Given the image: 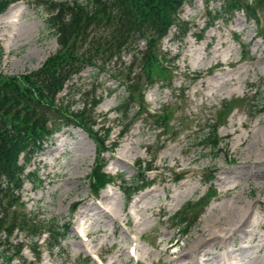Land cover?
Segmentation results:
<instances>
[{"label":"rangeland","instance_id":"374dc122","mask_svg":"<svg viewBox=\"0 0 264 264\" xmlns=\"http://www.w3.org/2000/svg\"><path fill=\"white\" fill-rule=\"evenodd\" d=\"M35 1L15 2L0 15L1 70L6 75L39 70L59 48L46 24L48 13ZM221 5L213 1L208 6L215 11ZM214 15H208L205 0L183 5L180 18L193 22L191 33L178 42L174 28L162 42L169 57L178 56L172 63L173 84L150 87L146 104L152 110L171 105L168 132L141 118L119 139L124 123L115 109L126 89L105 72L95 77L94 69L88 68L60 92L59 100L78 90L75 110L100 99L93 112L95 129L102 139L111 130L106 149L114 142L118 145L98 156L87 131L66 127L28 165L40 180L28 179L21 191L28 210L39 219L70 225L54 250L43 241L35 247L44 251L39 264H100V259L103 264H136V258L139 264H264V110L255 112L253 107L264 105V40L257 22L242 11L229 21L215 20L203 32ZM243 97L240 108L218 131L222 150L201 145L208 125L226 112L223 102ZM98 163L115 177L134 182L136 175L154 180V185L131 199L117 182L95 194L90 175ZM148 165L155 170L145 176L142 171ZM178 174L185 179L177 182ZM211 174L217 192L197 223L182 235L173 216L188 201L197 202L213 189L206 181ZM11 241L14 245L24 241V256L34 264L35 244L27 233L17 232ZM134 245L139 248L133 256ZM18 263L17 258L8 263L0 255V264Z\"/></svg>","mask_w":264,"mask_h":264},{"label":"trees","instance_id":"16d2710c","mask_svg":"<svg viewBox=\"0 0 264 264\" xmlns=\"http://www.w3.org/2000/svg\"><path fill=\"white\" fill-rule=\"evenodd\" d=\"M18 1L28 0H0V15ZM194 1L36 0L35 4L48 13L46 24L57 36L58 50L39 70L23 76H9L1 70L0 48V255L6 262L11 263L17 258L18 264H28L23 255L25 243L14 245L11 241L16 231L26 232L34 240L42 231L48 230L50 248L54 249L61 245L70 228L56 220L39 219L27 210L22 200L25 182L28 179L40 182L35 170L26 171L33 159L45 149V143L63 128L73 126L87 131L95 140L98 156L113 151L118 145L114 142L110 149H106L104 144L111 130H107L102 139L95 129L98 122L93 112L100 99L85 102L81 110L73 109L78 90L71 92L68 98L58 99L74 77L92 68L95 77L105 72L125 87L126 96L115 109L124 123L120 137L144 113L146 120L154 121L155 129L170 130L174 114L171 105L163 104L155 114L148 113L143 91L157 82L170 85L175 59L169 58L168 52H163L162 41L173 27L177 29L176 40L182 41L186 37L192 26L191 22L181 20V8ZM213 1L222 4L215 11L209 10L208 6ZM205 3L208 15L215 13L207 26H213L217 19L229 21L237 11H243L258 24L264 17V0H205ZM260 34L264 39V29ZM126 56L131 59L125 61ZM237 104L239 100L223 102L226 112L208 125L201 145L215 151L222 150L218 131ZM253 107L255 112L264 110V105L255 104ZM138 164L141 168V162ZM145 168L152 169L150 165ZM213 178L214 174H211L206 181ZM112 180L113 176L105 172L104 165L100 163L90 175L95 194ZM122 181L129 197L142 188L136 175L134 182ZM214 193L211 190L197 202L189 201L175 213L174 226L182 235L197 223ZM36 258L39 260L40 252H36Z\"/></svg>","mask_w":264,"mask_h":264},{"label":"bare ground","instance_id":"6f19581e","mask_svg":"<svg viewBox=\"0 0 264 264\" xmlns=\"http://www.w3.org/2000/svg\"><path fill=\"white\" fill-rule=\"evenodd\" d=\"M187 185H188V184H187ZM183 187H184V186H183ZM146 192H147V191H146ZM154 192H155V191H154ZM145 195H146V194H145ZM108 199H109V198H108ZM141 199H142V198H141ZM111 201H112V200H111ZM135 204H137V202H136ZM135 204H134V207H135ZM140 205H141V204H140ZM140 205H139V206H140ZM130 209H131V208H130ZM100 210H101V209H100ZM138 210H139V209H138ZM84 211H85V210H84ZM104 211H105V210H104ZM131 211H132V210H131ZM135 211H136V210H135ZM128 212H129V211H128ZM132 213H133V212H132ZM138 215H139V214H138ZM93 216H94V214H93ZM87 217H88V216H87ZM130 217H131V216H130ZM86 219H87V218H86ZM132 219H133V218H132ZM139 221H141V220H139ZM139 221H138V222H139ZM219 238H220V237H219ZM214 239H216V237H215ZM212 242H213V241H212ZM197 245H198V243H197L195 246H197ZM201 245H202V244H201ZM195 246H194V247H195ZM140 248H141V247H140ZM195 249H196V247H195ZM187 251H188V250H187ZM190 251H191V250H190ZM200 252H201V251H200ZM188 253H189V252H188ZM188 253H187V254H188ZM209 253H211V252H209ZM190 254H191V253H190ZM190 254H189V255H190ZM197 254H198V253H197ZM200 255H201V254H200ZM205 255H208V254H207V253H204V256H205ZM180 256H182V255H180ZM203 259H204V258H203ZM198 260H201V259H198ZM201 264H202V262H201ZM239 264H240V263H239Z\"/></svg>","mask_w":264,"mask_h":264}]
</instances>
